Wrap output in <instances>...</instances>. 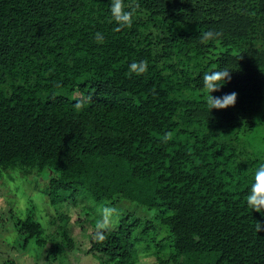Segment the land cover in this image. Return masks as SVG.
<instances>
[{"label":"trees","instance_id":"16d2710c","mask_svg":"<svg viewBox=\"0 0 264 264\" xmlns=\"http://www.w3.org/2000/svg\"><path fill=\"white\" fill-rule=\"evenodd\" d=\"M125 3L140 7L115 31L110 0H0V179L45 173L48 197L156 212L171 242L162 264H264V215L246 200L264 164V0ZM199 30L222 36L201 43ZM139 61L148 71L130 74ZM223 69L232 78L213 95L237 102L211 112L202 76ZM56 219L15 224L20 247L45 249L47 264L75 246ZM138 231L154 227L125 214L89 252L133 262Z\"/></svg>","mask_w":264,"mask_h":264},{"label":"rangeland","instance_id":"374dc122","mask_svg":"<svg viewBox=\"0 0 264 264\" xmlns=\"http://www.w3.org/2000/svg\"><path fill=\"white\" fill-rule=\"evenodd\" d=\"M48 187L47 174L22 176L19 172L4 173L0 179V264L13 261L15 264H47L45 249L39 248L31 241L26 247H20L23 237L15 230L17 220L24 219L30 213L46 227L51 215H57L56 221L61 226L72 230L75 246L70 256L61 264H112L106 258H101L89 252L91 239L98 230V224L105 217V209L96 204L90 197H72L70 192L55 190L48 197L43 194ZM125 214H130L143 221L150 222L154 231L147 237L139 238L134 244L136 252L133 262L126 264H162L160 259L171 252L169 233L163 227L156 212H149L138 205L121 202L115 205V211L107 216L110 229H117Z\"/></svg>","mask_w":264,"mask_h":264},{"label":"clouds","instance_id":"9594fccd","mask_svg":"<svg viewBox=\"0 0 264 264\" xmlns=\"http://www.w3.org/2000/svg\"><path fill=\"white\" fill-rule=\"evenodd\" d=\"M183 2V0H182ZM110 12L112 20L115 21L117 27L115 31H120L125 27H131L133 23V18L136 15L139 4L138 3H129L126 4L125 0H110ZM199 39L201 43H207L211 40H215L222 36V33L213 32V31H200ZM96 40L98 43L103 42V36L101 33H96ZM148 71V62L139 61L133 62L129 65V73L135 74L137 76L143 75ZM232 70L223 69L216 70L211 72H205L202 76L203 79V89L207 93L206 103L208 108L211 110L217 109H227L229 107H234L238 93L232 92L223 95V97L214 96L213 93L220 91L228 82H230L232 76ZM81 104H77L76 107H81ZM162 142L167 143L173 139V133L168 132L162 138ZM247 205L253 211L261 213L264 215V164H261L254 173V182L250 186L249 193L247 195ZM114 209H105L106 213L105 219L98 224V230L105 229L108 226L107 216H111L114 212ZM256 231H264V223L257 220ZM100 240H103L104 237L101 235Z\"/></svg>","mask_w":264,"mask_h":264}]
</instances>
